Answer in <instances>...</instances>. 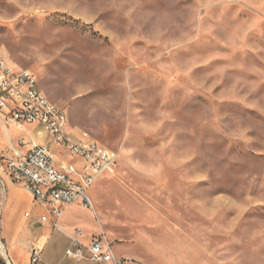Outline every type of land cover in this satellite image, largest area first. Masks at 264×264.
Wrapping results in <instances>:
<instances>
[{"label": "rangeland", "instance_id": "374dc122", "mask_svg": "<svg viewBox=\"0 0 264 264\" xmlns=\"http://www.w3.org/2000/svg\"><path fill=\"white\" fill-rule=\"evenodd\" d=\"M0 51L118 156L65 231L142 264H264V0H0Z\"/></svg>", "mask_w": 264, "mask_h": 264}, {"label": "built area", "instance_id": "2783aa9c", "mask_svg": "<svg viewBox=\"0 0 264 264\" xmlns=\"http://www.w3.org/2000/svg\"><path fill=\"white\" fill-rule=\"evenodd\" d=\"M0 123L8 136L10 127L22 131L27 125L41 127L43 131L37 134L45 132L48 136L49 142L44 143L20 139L0 155V185L22 186L46 211L41 222L51 223L54 230L62 231L61 220L68 207L79 203L91 207L87 191L103 174L118 167V156L113 152L95 141L72 137L66 112L40 91L37 76L12 67L1 51ZM82 235L83 231L77 229L65 253L67 259L80 261L87 253L95 264H142L119 258L102 235L94 236L89 244L80 241ZM42 258V250L35 248L31 264H39Z\"/></svg>", "mask_w": 264, "mask_h": 264}, {"label": "crops", "instance_id": "0c3cea01", "mask_svg": "<svg viewBox=\"0 0 264 264\" xmlns=\"http://www.w3.org/2000/svg\"><path fill=\"white\" fill-rule=\"evenodd\" d=\"M30 130L35 134L43 131L37 125H27L22 133ZM44 133L42 132L41 141L36 138L32 141L49 142L48 136ZM7 137L10 147L0 148V155L16 146L10 135ZM26 149L27 147L21 150L23 152ZM75 206L68 207L63 217H66ZM45 214L46 211L34 202L32 196L22 186L9 183L4 187L0 185V240L2 252L5 250L4 258L0 257V264H31V253L35 248L43 252L39 264H95L88 259L87 253L86 258L80 261L67 259L65 253L72 246V239L76 237V230L80 228L74 227L70 231H65L62 227V231L54 230L51 223L41 222V217ZM93 237L89 235L85 238L83 234L79 239L82 243L89 244Z\"/></svg>", "mask_w": 264, "mask_h": 264}]
</instances>
